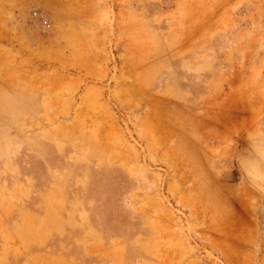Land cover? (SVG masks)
Here are the masks:
<instances>
[{"label": "rangeland", "instance_id": "1", "mask_svg": "<svg viewBox=\"0 0 264 264\" xmlns=\"http://www.w3.org/2000/svg\"><path fill=\"white\" fill-rule=\"evenodd\" d=\"M0 264H264V0H0Z\"/></svg>", "mask_w": 264, "mask_h": 264}, {"label": "clouds", "instance_id": "2", "mask_svg": "<svg viewBox=\"0 0 264 264\" xmlns=\"http://www.w3.org/2000/svg\"><path fill=\"white\" fill-rule=\"evenodd\" d=\"M252 165H251V162H249V167H251Z\"/></svg>", "mask_w": 264, "mask_h": 264}]
</instances>
